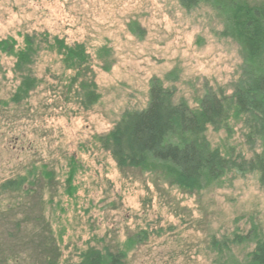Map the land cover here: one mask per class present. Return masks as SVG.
Here are the masks:
<instances>
[{"label": "rangeland", "instance_id": "rangeland-1", "mask_svg": "<svg viewBox=\"0 0 264 264\" xmlns=\"http://www.w3.org/2000/svg\"><path fill=\"white\" fill-rule=\"evenodd\" d=\"M217 2L221 10L204 0L191 8L179 0H0V41L20 49L27 35H49L86 57L77 74L41 47L16 71L0 52V185L28 179L24 192L0 191V264H43L49 245L59 249L56 264L104 248L125 251L124 264L247 263L255 239H264L256 172H229L188 191L160 171L118 167L99 143L124 113L146 108L153 80L192 110L206 93L231 95L250 48L224 36L227 9ZM22 73L38 86L14 105ZM87 83L96 96L89 105ZM244 135L230 118L203 139L249 161L260 150Z\"/></svg>", "mask_w": 264, "mask_h": 264}, {"label": "trees", "instance_id": "trees-1", "mask_svg": "<svg viewBox=\"0 0 264 264\" xmlns=\"http://www.w3.org/2000/svg\"><path fill=\"white\" fill-rule=\"evenodd\" d=\"M199 1L179 0L187 8ZM204 1L220 9L217 0ZM225 5L224 36L240 40L250 48V58L243 65L244 74L233 86L231 95L206 93L198 108L192 110L183 102L175 104L172 93L153 80L146 108L124 113L111 131L99 139L102 149L111 154L118 167L160 171L172 184L188 191L199 189L204 180L214 181L229 172H256L264 188V6L251 7L242 0H225ZM48 36L27 35L20 49H15L12 40H3L0 52L15 59L16 71L30 66L41 47L61 55L67 69L77 74L82 71L86 61L82 47L66 46L57 38L50 42ZM23 74L10 98L14 105L27 100L38 86L35 77ZM87 85L82 86L83 103L89 105L96 101V96ZM230 118L241 121L248 146L259 145L260 151L249 161L212 150L203 139L208 127L218 130L225 127ZM71 173L73 175V171ZM27 180L26 176L7 180L0 185V191L24 192ZM249 239V236H233L234 243ZM43 253L46 254L43 264H56L59 249L55 245H49ZM125 257L122 250L89 249L80 256L78 264H124ZM247 257L246 264H264V239H255Z\"/></svg>", "mask_w": 264, "mask_h": 264}]
</instances>
